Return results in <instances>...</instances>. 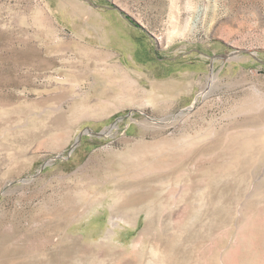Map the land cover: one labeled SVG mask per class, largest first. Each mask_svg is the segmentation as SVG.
Segmentation results:
<instances>
[{"label": "rangeland", "instance_id": "obj_1", "mask_svg": "<svg viewBox=\"0 0 264 264\" xmlns=\"http://www.w3.org/2000/svg\"><path fill=\"white\" fill-rule=\"evenodd\" d=\"M74 1L0 0V264H264V0Z\"/></svg>", "mask_w": 264, "mask_h": 264}, {"label": "crops", "instance_id": "obj_2", "mask_svg": "<svg viewBox=\"0 0 264 264\" xmlns=\"http://www.w3.org/2000/svg\"><path fill=\"white\" fill-rule=\"evenodd\" d=\"M78 1H80V0H78ZM84 1L87 2L89 5H91V7L97 8V6L94 5L91 1H89V0H84ZM63 3H65V2L64 1H61V4L62 5H63ZM72 3H75V1L72 0ZM49 4H50V1H49ZM83 5L85 6V4H83ZM104 8L107 9V11H106L107 14L106 13L105 14L101 13L99 15V18H100V20L102 22L104 20L105 22L108 23L110 21V19H111L110 16L113 17L112 14L110 13V11H112V10L109 7H104ZM55 14H57L55 16V19L56 20H60L62 22H65V21L68 22V23H66V25L61 24V26L64 29H68V28L74 29V27H75L74 22H80V21H84V20L85 21H87V20L89 21V18L87 16H82V15L78 14V12H75L72 8L66 9V8L63 7L61 9H55ZM105 27H106V25H105ZM139 46H140V49H142L143 53L140 52ZM145 46H146L145 44H143V45L140 44L139 45L136 42L135 43V51L133 52V54H130L129 53L130 55H128V53H127V57L125 56V58H126V60H125L126 64H127V62L132 63L133 64L132 67H129V66H127L126 64H124L122 62L120 64L113 63L111 65V67H109V73L111 74V76L112 75L115 76L116 70H121V71L124 70V71H126L125 70L126 68L127 69H133L134 70L137 67H141V68L142 67H148L149 64L152 63V60L150 58H148L149 53L147 52ZM137 52H140L139 55L137 54ZM139 56L142 57L144 60H140L138 58ZM126 74H128V72H126Z\"/></svg>", "mask_w": 264, "mask_h": 264}]
</instances>
